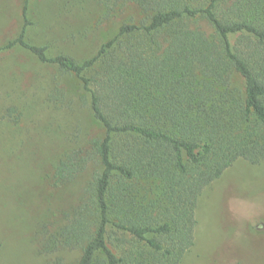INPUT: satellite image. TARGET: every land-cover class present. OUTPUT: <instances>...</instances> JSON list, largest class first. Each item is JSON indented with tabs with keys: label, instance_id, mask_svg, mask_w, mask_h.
<instances>
[{
	"label": "trees",
	"instance_id": "16d2710c",
	"mask_svg": "<svg viewBox=\"0 0 264 264\" xmlns=\"http://www.w3.org/2000/svg\"><path fill=\"white\" fill-rule=\"evenodd\" d=\"M126 2L144 20L122 23L82 62L49 56L45 45L26 40L29 0L23 1L20 33L0 52L21 46L74 73L104 126L90 150L65 153L49 175L51 186L59 187L95 157L102 166L91 204L76 208L62 234L81 248L77 264H181L195 245L203 190L239 159L264 162V0H110L111 8ZM99 60L93 87L85 71ZM116 175L124 179L117 192ZM136 176L159 180L171 193L164 221L132 210L125 182ZM125 235L144 242L150 258L125 249Z\"/></svg>",
	"mask_w": 264,
	"mask_h": 264
},
{
	"label": "rangeland",
	"instance_id": "374dc122",
	"mask_svg": "<svg viewBox=\"0 0 264 264\" xmlns=\"http://www.w3.org/2000/svg\"><path fill=\"white\" fill-rule=\"evenodd\" d=\"M23 1L0 0V46L20 33ZM28 18V42L45 45L49 56L67 54L82 62L122 23L141 22L145 15L129 2L111 8L110 0H29ZM101 65L99 60L85 71L93 87ZM104 134L91 93L74 73L39 61L21 46L0 52V264L78 263L81 248L62 234L76 208L91 204L92 182L102 166L95 157L59 187L51 186L49 175L65 153L90 150L91 140ZM123 180L113 178V191ZM125 184L133 211L166 219L171 193L159 180L136 176ZM108 199L111 205V191ZM195 216V245L181 264H264V162H234L203 190ZM109 235L111 247V224ZM125 237V249L148 255L144 242Z\"/></svg>",
	"mask_w": 264,
	"mask_h": 264
}]
</instances>
